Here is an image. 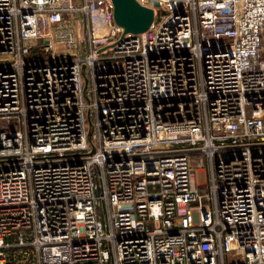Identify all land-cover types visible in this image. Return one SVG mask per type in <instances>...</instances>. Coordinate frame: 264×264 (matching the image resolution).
<instances>
[{"label":"built area","instance_id":"2783aa9c","mask_svg":"<svg viewBox=\"0 0 264 264\" xmlns=\"http://www.w3.org/2000/svg\"><path fill=\"white\" fill-rule=\"evenodd\" d=\"M138 1L0 0V264H264V0Z\"/></svg>","mask_w":264,"mask_h":264},{"label":"water","instance_id":"95a60500","mask_svg":"<svg viewBox=\"0 0 264 264\" xmlns=\"http://www.w3.org/2000/svg\"><path fill=\"white\" fill-rule=\"evenodd\" d=\"M114 4L113 18L123 28L125 34L146 33L155 17L149 6H143L138 0H112ZM90 134V132H89Z\"/></svg>","mask_w":264,"mask_h":264},{"label":"rangeland","instance_id":"374dc122","mask_svg":"<svg viewBox=\"0 0 264 264\" xmlns=\"http://www.w3.org/2000/svg\"><path fill=\"white\" fill-rule=\"evenodd\" d=\"M202 167L203 166H201V169H194L195 173H193L192 175V186H194L195 188H198L199 185L207 182L209 170L207 169V167L206 169H202ZM203 192H209L208 187L204 188Z\"/></svg>","mask_w":264,"mask_h":264},{"label":"crops","instance_id":"0c3cea01","mask_svg":"<svg viewBox=\"0 0 264 264\" xmlns=\"http://www.w3.org/2000/svg\"><path fill=\"white\" fill-rule=\"evenodd\" d=\"M81 16V15H80ZM80 16H78V22H77V32H78V35L79 34H82L83 33V22H84V20H82L81 18H80ZM98 27H100V26H98ZM103 30V28L101 27L100 28V31H102ZM263 48H264V46H263ZM262 56H263V58H264V52H263V54H262ZM193 168H195V167H193Z\"/></svg>","mask_w":264,"mask_h":264},{"label":"trees","instance_id":"16d2710c","mask_svg":"<svg viewBox=\"0 0 264 264\" xmlns=\"http://www.w3.org/2000/svg\"><path fill=\"white\" fill-rule=\"evenodd\" d=\"M200 157H201V156H199V155L194 156V158H193V167H196V165H197L198 162H199ZM203 189H204V188H203Z\"/></svg>","mask_w":264,"mask_h":264}]
</instances>
